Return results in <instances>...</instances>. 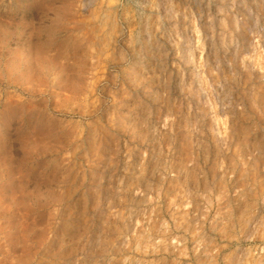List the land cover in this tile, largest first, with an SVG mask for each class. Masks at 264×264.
I'll use <instances>...</instances> for the list:
<instances>
[{"label": "rangeland", "instance_id": "rangeland-1", "mask_svg": "<svg viewBox=\"0 0 264 264\" xmlns=\"http://www.w3.org/2000/svg\"><path fill=\"white\" fill-rule=\"evenodd\" d=\"M0 264H264V0H0Z\"/></svg>", "mask_w": 264, "mask_h": 264}]
</instances>
